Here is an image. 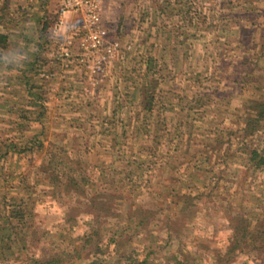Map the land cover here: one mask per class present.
I'll use <instances>...</instances> for the list:
<instances>
[{"label": "trees", "instance_id": "obj_1", "mask_svg": "<svg viewBox=\"0 0 264 264\" xmlns=\"http://www.w3.org/2000/svg\"><path fill=\"white\" fill-rule=\"evenodd\" d=\"M252 1L226 0L231 6L227 13L203 16L210 20L204 30L211 38L194 66L178 71L166 63L159 66L151 51H145L136 76H129L138 102L130 97L122 107L117 101L95 123L78 125L89 136L105 139L109 158L90 170L74 159L54 163L39 53L17 65L4 58L14 32L2 26L0 261L233 264L249 254L264 264V82L255 73V49L264 37L259 34L255 41V30L237 21L231 28L216 23L219 14L221 21L239 19L235 6ZM193 2H154L151 15L181 20L195 35L200 12L192 10ZM249 23L256 25L252 19ZM168 30L179 33L177 27ZM256 30L264 34V25ZM236 90L253 96L233 108ZM228 113L235 119L229 121ZM93 140L88 141L90 152ZM39 152L52 157L39 160L37 179H32L21 162L33 163ZM39 184L64 208L67 233L86 218L80 235L66 242L61 231L37 227L33 209ZM215 211L219 221L213 220ZM195 230L202 233L195 235ZM220 231L226 235L216 241Z\"/></svg>", "mask_w": 264, "mask_h": 264}, {"label": "rangeland", "instance_id": "obj_2", "mask_svg": "<svg viewBox=\"0 0 264 264\" xmlns=\"http://www.w3.org/2000/svg\"><path fill=\"white\" fill-rule=\"evenodd\" d=\"M193 1L190 3L192 10L197 9L200 12V28L195 35H192L194 28H188L181 20L173 21L164 15H156L154 18L151 15L154 2L160 4L162 0H102L100 24L105 35L102 44L93 48L86 41L87 29L83 27L79 13H65L62 24L53 31V24L58 18L59 0H0V29L6 31L2 26L9 25L14 32L8 47L3 51L4 58L12 59L17 65V61L30 56L34 51H38L40 56L38 65H41V88L48 97L45 101L48 139L53 143L52 152L57 156L53 159L54 163L59 160L68 164L70 161L67 159H74L83 168L90 170L92 166L109 158L103 146L105 139L100 135L89 136L90 132L79 130L78 125L95 123L97 116L105 115L117 105V101L122 107L126 106V99L130 97L134 98V103L138 102L139 94L136 91L132 95L134 83L129 76H136L138 61L144 57L145 51H151L159 66L166 63L168 68L177 71L194 66L202 58L205 45L207 46L211 38L209 31L204 30L205 26L210 25V20L205 21L203 16H208L211 12L227 13L231 6L226 0ZM245 9L251 10L249 14H245ZM234 11H240L239 19L221 21L219 14L216 19L218 28H231L237 21L255 30V41L259 34L264 37L263 31L258 33L256 30V27L261 29L264 25V0H253L252 5L240 4L235 6ZM251 19L255 20L256 25L249 23ZM43 24L45 28L41 36L39 29ZM171 27H177L179 33L170 32L168 29ZM257 43L255 58L258 60L255 73L264 82V55H260L264 51V38ZM140 67L143 69L144 64ZM236 91L230 100L233 108L240 107L253 96L252 91ZM225 117L229 121L235 119L232 113ZM92 139L95 148L90 152L87 149ZM34 156L33 163L26 165L25 160H22L21 165L25 171H29L32 179H37L36 164L39 160L47 162L52 156H42L40 152ZM117 168V171L120 170V167ZM46 189L39 184L36 190L38 201L33 212L37 227L52 232L61 231L68 242L70 236L81 234L86 218L80 219L78 225L67 233L64 227L68 225L64 221V208L57 200L44 194ZM213 213V220L219 221L218 212ZM205 220L206 218L200 223L202 229L207 224ZM199 233L202 232L194 231L195 235ZM225 235V231H220L215 237L216 241L224 239ZM55 240L54 243H57L56 238ZM0 264L18 263L14 258H9L0 261ZM233 264L260 262L252 255L245 254L238 256Z\"/></svg>", "mask_w": 264, "mask_h": 264}, {"label": "built area", "instance_id": "obj_3", "mask_svg": "<svg viewBox=\"0 0 264 264\" xmlns=\"http://www.w3.org/2000/svg\"><path fill=\"white\" fill-rule=\"evenodd\" d=\"M79 13L83 27L87 29L86 41L90 47L96 48L102 44L105 30L101 26L102 0H59L57 19L53 31L62 24L65 13Z\"/></svg>", "mask_w": 264, "mask_h": 264}]
</instances>
